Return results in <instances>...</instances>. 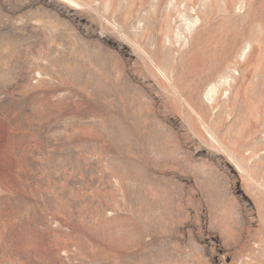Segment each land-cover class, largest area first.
<instances>
[{"label": "rangeland", "instance_id": "obj_1", "mask_svg": "<svg viewBox=\"0 0 264 264\" xmlns=\"http://www.w3.org/2000/svg\"><path fill=\"white\" fill-rule=\"evenodd\" d=\"M0 264H264V0H0Z\"/></svg>", "mask_w": 264, "mask_h": 264}]
</instances>
